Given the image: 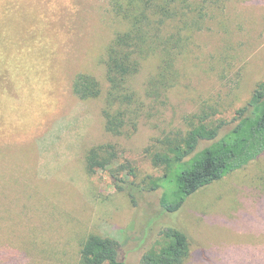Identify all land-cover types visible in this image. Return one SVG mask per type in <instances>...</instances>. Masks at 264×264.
I'll return each mask as SVG.
<instances>
[{
	"label": "rangeland",
	"instance_id": "obj_1",
	"mask_svg": "<svg viewBox=\"0 0 264 264\" xmlns=\"http://www.w3.org/2000/svg\"><path fill=\"white\" fill-rule=\"evenodd\" d=\"M205 4L165 104L127 136L108 132L103 115L106 49L129 27L111 0H0V264H79L90 234L114 237L138 264L160 238L171 221L162 190L134 203L109 170L90 173L86 156L112 143L127 180L160 175L147 155L157 138L204 105L232 120L250 99L264 80V0ZM160 64L153 53L130 78L141 98ZM80 72L100 80V96L74 93ZM180 221L193 239L185 264H264V156L191 195Z\"/></svg>",
	"mask_w": 264,
	"mask_h": 264
},
{
	"label": "trees",
	"instance_id": "obj_2",
	"mask_svg": "<svg viewBox=\"0 0 264 264\" xmlns=\"http://www.w3.org/2000/svg\"><path fill=\"white\" fill-rule=\"evenodd\" d=\"M194 1L111 0L112 10L129 27L118 31L106 49L108 90L103 115L108 132L131 136L141 117H152L153 110L159 109L157 104H165L163 97L176 80L174 63L193 32L202 28L206 16V0L196 5ZM166 27L176 30L167 33ZM153 53L160 54L161 64L141 98L129 80ZM73 91L81 99L96 98L102 93V84L93 74L80 72L73 81ZM218 112L217 107L204 105L184 119L183 127L157 138L147 155L162 173L148 175L139 182L123 176V163L116 165V145L99 144L88 151V171L109 170L116 189L126 190L134 203L141 194L162 190L160 203L171 221L138 264H185L193 241L180 221L187 199L264 156V80L257 84L246 104L235 111L232 120L216 117ZM79 264L129 263L117 239L90 234L81 243Z\"/></svg>",
	"mask_w": 264,
	"mask_h": 264
}]
</instances>
